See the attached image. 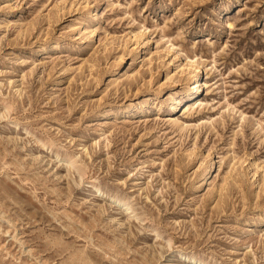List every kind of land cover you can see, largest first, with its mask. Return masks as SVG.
<instances>
[{
	"label": "rangeland",
	"instance_id": "rangeland-1",
	"mask_svg": "<svg viewBox=\"0 0 264 264\" xmlns=\"http://www.w3.org/2000/svg\"><path fill=\"white\" fill-rule=\"evenodd\" d=\"M194 261L264 264V0H0V264Z\"/></svg>",
	"mask_w": 264,
	"mask_h": 264
},
{
	"label": "bare ground",
	"instance_id": "bare-ground-1",
	"mask_svg": "<svg viewBox=\"0 0 264 264\" xmlns=\"http://www.w3.org/2000/svg\"><path fill=\"white\" fill-rule=\"evenodd\" d=\"M195 85V87L192 89V90H194V89H196L197 88V86H198V83H196V84H194ZM194 85H192V86H194ZM199 87V86H198ZM194 91H196V90H194ZM192 93V92H191ZM188 98H190V96L188 97ZM181 99V98H180ZM181 102V101H180ZM194 263L195 264H197V262L196 261H194ZM193 263V264H194ZM198 264H203V263H201V262H198Z\"/></svg>",
	"mask_w": 264,
	"mask_h": 264
}]
</instances>
